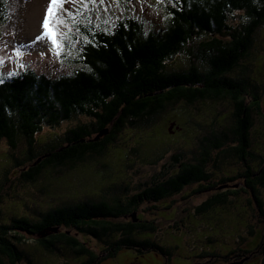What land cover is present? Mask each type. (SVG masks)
<instances>
[{
	"label": "trees",
	"instance_id": "1",
	"mask_svg": "<svg viewBox=\"0 0 264 264\" xmlns=\"http://www.w3.org/2000/svg\"><path fill=\"white\" fill-rule=\"evenodd\" d=\"M166 3V19L158 30L147 31L134 17L118 20L104 30L93 23L80 24L81 67L70 74L53 78L26 70L1 80L0 138L13 150L21 140L26 142L25 157L17 164L30 163L22 176L36 182L48 169L71 168L104 156L124 129L149 130L170 105L180 102L188 107L197 102H227L232 106V124L202 138L201 151L194 158L173 155L151 182L144 183L149 185L126 199L113 192L116 196L112 198L54 205L37 217L6 220L0 195V264H39L21 248L27 235L36 236L48 254H63L66 249L80 259L65 264H101L123 248L141 253L156 249L166 254L163 246L145 238L156 231L154 222L137 216L128 222L119 219L144 202L164 200L193 184H198L195 192H203L231 186L242 178L244 186L239 190L249 194L248 204L256 205L264 221V152L253 147L257 117L264 121V83H257L263 72L252 61L256 39L264 27V0ZM13 15L7 0H0V23ZM56 18L55 12L54 26ZM177 56L183 57L186 67L172 65ZM76 116L88 120L48 144L36 146V135L44 126L54 128ZM179 127L183 128L176 123ZM133 148L139 152V160L156 162L162 156L148 157L140 147ZM228 157H235L244 170L212 182L210 162ZM122 189L131 190L129 185ZM239 190L229 187L214 192L196 211L224 208L230 203L228 196H238ZM92 241L107 246L105 255L90 249L87 243Z\"/></svg>",
	"mask_w": 264,
	"mask_h": 264
},
{
	"label": "rangeland",
	"instance_id": "2",
	"mask_svg": "<svg viewBox=\"0 0 264 264\" xmlns=\"http://www.w3.org/2000/svg\"><path fill=\"white\" fill-rule=\"evenodd\" d=\"M166 1L64 0L55 11L56 20L63 21L55 24L59 33L56 39L61 45L57 56L52 41L41 36L44 31L42 21L50 0H7L14 15L8 22L0 23V81L26 70L53 78L70 74L81 67L78 62L82 41L79 38L83 36L80 24L93 23L104 30L111 29L118 20L134 17L142 21L147 31L158 30L166 19ZM37 36L41 39L37 40ZM252 61L255 68L263 72L257 82L261 85L264 83V27L256 39ZM186 64L182 56L172 62L173 66L186 67ZM262 106L264 108V94ZM87 120L86 116H76L54 128L44 126L36 135V146L48 144ZM176 123L183 128L177 129ZM231 124L232 106L227 102H197L193 107L180 102L170 105L149 130L124 129L115 146L104 156L87 159L71 168L48 169L36 182L25 181L22 176L30 163L17 164L25 157L26 142L21 140L18 148L13 150L5 139L0 138V195L4 219L21 215L37 217L40 211L54 205L104 196L112 198L116 196L113 192L123 199L129 198L149 185L144 183L151 182L162 165L171 162L173 155L194 158L201 151L202 138L220 128L227 129ZM253 137L254 149L263 153L264 121L261 117H257ZM133 147H140L148 157L162 156L156 162L139 160V152L135 153ZM213 156L216 157L215 152ZM243 170L235 157L216 164L212 161L208 166L212 182L220 181L225 174L234 175ZM234 182L231 186L219 185L217 189L203 192H195L198 184H193L164 200L144 202L132 212L133 215L128 214L119 221L128 222L132 216H137L154 222L156 231L145 238L163 246L166 254L156 249L141 253L123 248L114 258L103 260L101 264H264V221L256 205L248 204L249 194L239 190L244 186L242 178ZM125 185L130 186L128 193L122 189ZM116 186L119 187L113 190ZM229 187L238 189L239 194L228 196L230 203L224 208L206 213L196 211L212 193ZM78 238L87 242L83 237ZM87 245L101 256L107 251L103 243L92 241ZM21 248L39 264L80 260L66 249L63 254L46 253L38 245L36 236L27 235Z\"/></svg>",
	"mask_w": 264,
	"mask_h": 264
},
{
	"label": "snow or ice",
	"instance_id": "3",
	"mask_svg": "<svg viewBox=\"0 0 264 264\" xmlns=\"http://www.w3.org/2000/svg\"><path fill=\"white\" fill-rule=\"evenodd\" d=\"M64 2V0H50L47 10H46V14L44 16V19L42 21V27L44 29V31L42 32L41 36H46L48 37L51 41H52V45H53V51L55 52V54L57 56L60 55V42L56 39V36L59 34L57 32L56 27L51 23L54 15H55V11L58 7H60V5ZM62 20H58L57 23H62ZM41 36H37L36 39L39 40L41 39Z\"/></svg>",
	"mask_w": 264,
	"mask_h": 264
}]
</instances>
